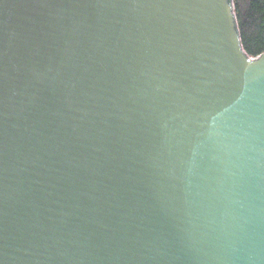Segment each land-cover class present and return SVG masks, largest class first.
Returning <instances> with one entry per match:
<instances>
[{
    "label": "water",
    "instance_id": "obj_1",
    "mask_svg": "<svg viewBox=\"0 0 264 264\" xmlns=\"http://www.w3.org/2000/svg\"><path fill=\"white\" fill-rule=\"evenodd\" d=\"M228 0H0V264H264V54Z\"/></svg>",
    "mask_w": 264,
    "mask_h": 264
},
{
    "label": "trees",
    "instance_id": "obj_2",
    "mask_svg": "<svg viewBox=\"0 0 264 264\" xmlns=\"http://www.w3.org/2000/svg\"><path fill=\"white\" fill-rule=\"evenodd\" d=\"M241 47L248 57L264 54V0H228Z\"/></svg>",
    "mask_w": 264,
    "mask_h": 264
}]
</instances>
